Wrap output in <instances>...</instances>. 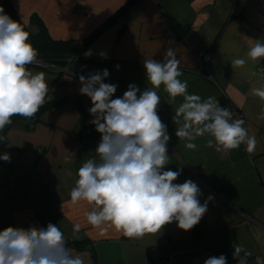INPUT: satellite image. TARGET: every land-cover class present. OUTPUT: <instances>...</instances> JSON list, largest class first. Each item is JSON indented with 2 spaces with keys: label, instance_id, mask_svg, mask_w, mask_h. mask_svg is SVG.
<instances>
[{
  "label": "crops",
  "instance_id": "1",
  "mask_svg": "<svg viewBox=\"0 0 264 264\" xmlns=\"http://www.w3.org/2000/svg\"><path fill=\"white\" fill-rule=\"evenodd\" d=\"M126 1L11 0L25 25L37 14L53 39L75 41L86 37ZM169 32L174 36L172 42ZM256 39L264 40V0H140L86 46L84 53L91 49V57L74 62L69 73L59 74L63 84H53L57 76L45 72L51 98L78 95L90 115L91 100L80 93L81 75L107 69V82L118 85L113 99L122 97L129 84L143 91L152 87L144 59L162 62L166 50L172 48L183 73L178 79L187 81L188 94L202 100L212 96L217 101L224 94L232 119H243L250 135L256 137L251 154L244 144L226 153L217 151L215 144L209 148L208 135L194 141L196 150L187 149L186 141L176 137L179 125L173 122L183 97L173 102L163 85L157 90L161 97L157 112L171 137L165 170H182L174 183L196 182L202 190L201 203L213 197L196 229L184 231L172 222L161 234L136 239L108 225L97 228L87 222L86 213L92 206L86 201L73 204L70 191L79 167L96 156L101 134L77 103L69 100L45 111L32 129L17 121L5 133L10 141H3L0 154L8 152L11 161L0 160V230L54 223L67 242L83 241L67 246L84 264H155L159 260L204 264L207 258L221 254L228 264H237L232 256L237 245L251 253L248 264H256L258 256L264 262V101L250 91L258 86L250 73L264 72V58L236 68L230 62L245 57ZM101 51L107 58L99 56ZM201 53L211 55L208 71H197ZM70 152L75 156L65 163ZM75 224L81 225L79 232H74Z\"/></svg>",
  "mask_w": 264,
  "mask_h": 264
},
{
  "label": "clouds",
  "instance_id": "2",
  "mask_svg": "<svg viewBox=\"0 0 264 264\" xmlns=\"http://www.w3.org/2000/svg\"><path fill=\"white\" fill-rule=\"evenodd\" d=\"M30 33L13 20L0 5V132L12 123L13 116L33 118L46 103L49 87L44 72L33 73L27 66L38 63V50L30 42ZM91 49L84 53L91 57ZM101 58L107 53L101 51ZM264 58V40L256 39L245 57L232 59L231 66L244 67L249 60ZM143 66L148 83L141 91L129 84L122 97L113 99L118 85L107 82V69L81 75L80 93L90 98V123L101 134L96 156L79 167L75 186L70 191L73 204L86 201L92 206L86 213L93 227L108 225L127 238H144L161 234L167 224L177 222L178 228L189 231L208 210L210 195L201 203L202 190L191 179L174 183L182 170H165L169 155L167 144L171 139L158 115L161 102L160 86L174 102L183 97L173 116L179 125L175 135L186 141L185 147L196 150L198 138L208 135L206 146L217 151L238 149L246 145L253 153L256 137L250 135L243 119H232L229 109L222 107L215 97L202 100L197 94H188L187 81L178 79L183 73L176 51L168 48L163 61L145 58ZM119 69V65H116ZM258 86L251 94L264 101V72L250 73ZM264 119V109L261 112ZM9 140L0 135V141ZM10 141V140H9ZM13 144H8L11 147ZM71 153V152H70ZM74 153L65 157L71 163ZM0 160L10 162L8 152ZM80 224L74 225L79 232ZM237 264H248L250 252L243 246H233ZM0 264H84L80 255H73L66 238L54 223L45 227L8 226L0 230ZM204 264H228L223 254L211 256Z\"/></svg>",
  "mask_w": 264,
  "mask_h": 264
},
{
  "label": "trees",
  "instance_id": "3",
  "mask_svg": "<svg viewBox=\"0 0 264 264\" xmlns=\"http://www.w3.org/2000/svg\"><path fill=\"white\" fill-rule=\"evenodd\" d=\"M138 1L140 0H127L111 16H109L99 26H97L91 33H89L83 39L77 41L53 39L49 35L42 19L37 14H33L31 16L28 26L25 25L15 12L11 0H3V6L5 12L9 14L13 20H16L17 22L22 24L25 29L29 31L30 42L38 50L39 53L38 60L53 65L57 68H69L74 62L87 60V58L84 56V50L86 46L90 42L95 40L98 36H100L117 18L124 14ZM27 68H29V66ZM47 70L53 73L57 72L56 69L51 67H48ZM63 83L64 81H62L60 75H58L57 78L53 81V84ZM69 100L77 103L81 111L86 115V117H88L90 121L93 119V117L87 113V111L81 104L80 96L77 95L73 97H65L60 100H55L51 98L49 89L48 97L46 98V103L40 108V110L33 118L27 119L18 115L13 116L11 118L12 123L10 125H6L3 132H0V135H5L7 130L17 121H23L27 129H32L45 111ZM218 102L222 107H225L227 109L231 107L229 105V100L224 97V94L221 95ZM193 228L196 229L195 226ZM82 242L83 241H69L67 242V244L71 243L77 245Z\"/></svg>",
  "mask_w": 264,
  "mask_h": 264
},
{
  "label": "built area",
  "instance_id": "4",
  "mask_svg": "<svg viewBox=\"0 0 264 264\" xmlns=\"http://www.w3.org/2000/svg\"><path fill=\"white\" fill-rule=\"evenodd\" d=\"M168 37H169V40L172 42L174 41V36L171 32L168 33ZM211 60V55L210 54H206V53H201L199 55V68H198V72H201L202 70H206L208 71V65H209V62ZM38 62H42L40 60H38ZM45 63V62H43ZM48 64V63H46ZM28 66H31V65H28ZM27 66V67H28ZM49 67L51 68H54V69H58L57 67L53 66V65H50L48 64ZM63 70H68L67 67H64V68H61ZM3 145V141H0V147ZM220 152H223V153H226L227 151L221 149ZM255 262L256 264H262L264 262H262L261 258L258 256L255 258ZM155 264H170L168 261H165V260H159L158 262H156Z\"/></svg>",
  "mask_w": 264,
  "mask_h": 264
},
{
  "label": "water",
  "instance_id": "5",
  "mask_svg": "<svg viewBox=\"0 0 264 264\" xmlns=\"http://www.w3.org/2000/svg\"><path fill=\"white\" fill-rule=\"evenodd\" d=\"M30 65L31 66H35V67H40V68H43V69H47L49 67L48 64L43 63V62H38V63L30 64ZM56 71L60 72V73H65V74L69 73L68 70H63L61 68H58Z\"/></svg>",
  "mask_w": 264,
  "mask_h": 264
},
{
  "label": "rangeland",
  "instance_id": "6",
  "mask_svg": "<svg viewBox=\"0 0 264 264\" xmlns=\"http://www.w3.org/2000/svg\"><path fill=\"white\" fill-rule=\"evenodd\" d=\"M0 5L3 6V0H0ZM29 69H30V70H33V71H34V70H36V71L39 70L40 72H44V73L47 72V71L50 72V71L47 70V69H43V68L35 67V66H29ZM43 70H45V71H43ZM50 73L55 74L56 76H58L59 74H62V73H57V72H56V73L50 72ZM45 74H48V73H45Z\"/></svg>",
  "mask_w": 264,
  "mask_h": 264
}]
</instances>
